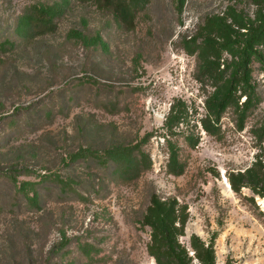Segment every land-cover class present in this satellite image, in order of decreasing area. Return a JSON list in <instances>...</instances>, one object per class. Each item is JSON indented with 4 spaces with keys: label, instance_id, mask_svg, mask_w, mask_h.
Masks as SVG:
<instances>
[{
    "label": "rangeland",
    "instance_id": "1",
    "mask_svg": "<svg viewBox=\"0 0 264 264\" xmlns=\"http://www.w3.org/2000/svg\"><path fill=\"white\" fill-rule=\"evenodd\" d=\"M137 1L0 0V264H264V6Z\"/></svg>",
    "mask_w": 264,
    "mask_h": 264
},
{
    "label": "trees",
    "instance_id": "2",
    "mask_svg": "<svg viewBox=\"0 0 264 264\" xmlns=\"http://www.w3.org/2000/svg\"><path fill=\"white\" fill-rule=\"evenodd\" d=\"M102 2L106 6H110L113 8L114 13L116 16L126 25V26H133L134 25V13L131 11V8L127 2V0H97ZM254 1V0H253ZM143 3H140V1H137V6L142 7L145 2L144 0L142 1ZM257 6H264V0H255L254 1ZM40 14V17L38 16ZM28 19V32L30 35L35 34L36 32H40L41 27L43 26V22L45 18L48 17V13L46 10L41 12L40 8H33L30 10V12L26 13ZM247 22L245 25L250 24L253 21ZM254 21H257L261 26L259 27L258 31L256 33H250L247 35L248 40L242 39L241 41L244 43L243 46V64L246 65L248 61V53H247V48H248V42L249 41H254L257 38H259L261 35L264 36V14L259 13L257 17H255ZM252 26H250L251 28ZM244 73L246 71L244 70ZM5 119V117H0V122ZM121 148V147H120ZM119 147H115L116 150L120 149ZM124 148V147H123ZM126 151L123 153L122 159H120L119 163V174L123 177H135L138 173L136 169V161L134 160V155L131 153L130 148H125ZM124 150V149H123ZM108 153L112 152V149H108ZM11 175V174H10ZM12 176V175H11ZM206 262L210 263V257L208 251H206L205 255Z\"/></svg>",
    "mask_w": 264,
    "mask_h": 264
},
{
    "label": "bare ground",
    "instance_id": "3",
    "mask_svg": "<svg viewBox=\"0 0 264 264\" xmlns=\"http://www.w3.org/2000/svg\"><path fill=\"white\" fill-rule=\"evenodd\" d=\"M261 202H263V204H264V200H262Z\"/></svg>",
    "mask_w": 264,
    "mask_h": 264
}]
</instances>
